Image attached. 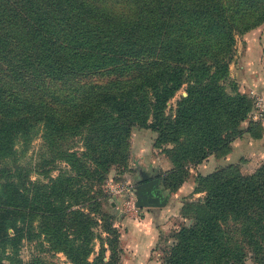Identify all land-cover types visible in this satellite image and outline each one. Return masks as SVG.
I'll use <instances>...</instances> for the list:
<instances>
[{
	"label": "trees",
	"instance_id": "trees-1",
	"mask_svg": "<svg viewBox=\"0 0 264 264\" xmlns=\"http://www.w3.org/2000/svg\"><path fill=\"white\" fill-rule=\"evenodd\" d=\"M252 1L237 0L230 13L220 9L230 0H0V160L10 158L17 139L28 141L42 126L55 140L85 131L90 159L104 172L124 156L130 131L147 125L148 116L161 132L203 121L216 79L227 73L234 33L264 21L262 12L252 15L245 7ZM204 33L194 48L186 43ZM184 82L187 97L174 125L166 124L161 112ZM257 122L250 119L247 131ZM199 128L195 162L225 155L243 134L234 127L210 135L208 123ZM19 181L0 164V264H47L36 255L29 262L17 257L23 240L40 237V251L63 253L72 264H119V231L110 222L98 224L95 208L86 207L89 198L74 194L83 181L70 179L72 192L55 185L29 194ZM198 182L206 192L200 211L177 233L166 264L240 262L242 247L223 225L230 217L253 222L247 228L264 225V162L251 175L226 165ZM95 226L106 235L95 234Z\"/></svg>",
	"mask_w": 264,
	"mask_h": 264
},
{
	"label": "rangeland",
	"instance_id": "rangeland-1",
	"mask_svg": "<svg viewBox=\"0 0 264 264\" xmlns=\"http://www.w3.org/2000/svg\"><path fill=\"white\" fill-rule=\"evenodd\" d=\"M230 1L232 5L222 6L220 8L222 12H225L227 7L230 13L234 9L236 13L237 0ZM245 7L249 8V13L252 15L262 12L264 16V0L248 2ZM237 14L240 15V12L238 11ZM262 24L264 21L256 25L255 28ZM179 35L180 33L174 32L171 36ZM242 35L234 33V45L231 47V53L228 54L229 59H225L228 62L227 73L222 78L216 79L217 84L215 83L212 87V99L206 102L203 111V121H191L189 125L182 128L171 127L161 132L157 129V120L153 126V116H148L147 125L135 126L130 131L124 156H117L113 159L104 172L98 169L90 159L92 153L88 147H85V131L77 135H70V132L67 131L61 133L64 137L55 140L53 136L56 133L42 126L31 134L28 141L22 138L17 139L9 153L11 154L10 158L0 160V164L6 165L7 168H11L18 174L21 186L27 189L22 191L28 194L33 190L36 192L40 187L41 190H54L55 185L56 191L61 187L65 190L70 188L69 192H72L70 179L83 181L82 187L74 194L75 196L81 195L80 198H89L90 201L86 207L95 208L93 211L98 224L110 222L119 231L120 247L123 249L119 264H128L125 260L127 257L125 243L128 235L123 232V222L127 219L137 220L141 217V210L164 207L169 199L173 198V208L177 209L174 213L170 212L163 217L165 224L162 226L155 222L156 227L159 228L157 231L159 241L155 253H153L152 262L147 263L166 264L165 258L170 254V248L176 241L177 233L181 228L188 227L194 222L196 214L200 211L201 201L206 194L202 183L198 182L199 177L204 176L198 170L206 158L197 162L192 159V152L198 151L199 126H206L208 123L211 128L210 135L213 131V135H225L223 130L229 132L235 127L236 130L244 132L251 125L249 89L233 75L235 58H237L239 50L238 41ZM200 36L206 38L207 34L193 36L190 42L186 41V43L194 48L197 46ZM202 46L209 45L203 43ZM158 48L161 51L157 44V63L161 60L158 57ZM205 59L206 62H210L208 56H205ZM170 63L173 64L171 60ZM187 85L188 83L184 82L165 103L164 110L160 115V120L164 123L174 125L179 105L183 98L187 97ZM230 98H233L234 101H227ZM232 115L235 116L234 119ZM204 144L208 145L207 142ZM175 159L177 160L175 161ZM263 162L264 160L258 164L255 170ZM77 163L85 166L82 168ZM84 168H87L88 171L82 174ZM237 168L241 172L240 168ZM255 170L241 172V174L251 175ZM96 172L98 173L96 174ZM153 179H158L162 193L169 195L166 204L161 207H136L135 191L137 187L145 183L144 181ZM95 198H97V205L93 204ZM252 218L256 219L255 216ZM36 224L37 222H33L34 226ZM247 225L254 228L253 222H246L241 217H230L225 220L223 228L230 236V240L239 244L243 251L240 262H231V264H264V225L258 229L247 228ZM93 231L101 236L106 235L99 226H95ZM252 234H254L253 239L257 244V247L254 248L249 245ZM40 239L41 237L30 242L23 240L17 257L22 262H29L31 257L36 255L47 264H72L63 253L40 251V247L37 246ZM94 242L95 250H98L99 241L95 240ZM4 262L6 263V261Z\"/></svg>",
	"mask_w": 264,
	"mask_h": 264
},
{
	"label": "crops",
	"instance_id": "crops-1",
	"mask_svg": "<svg viewBox=\"0 0 264 264\" xmlns=\"http://www.w3.org/2000/svg\"><path fill=\"white\" fill-rule=\"evenodd\" d=\"M238 42L239 50L235 58L233 75L248 89H255L264 94V24L243 34ZM262 160H264V121L257 122L249 131L246 129L231 143L225 155L208 156L198 171L206 175L219 167L237 165L241 172H251ZM176 209L173 208V198H171L164 207L141 210L139 219H127L123 222V232L128 235L125 243L127 249L125 260L128 264L152 262L159 241L157 232L159 228L156 227L155 222L162 226L165 224L163 217L170 212L174 213Z\"/></svg>",
	"mask_w": 264,
	"mask_h": 264
},
{
	"label": "water",
	"instance_id": "water-1",
	"mask_svg": "<svg viewBox=\"0 0 264 264\" xmlns=\"http://www.w3.org/2000/svg\"><path fill=\"white\" fill-rule=\"evenodd\" d=\"M136 207H161L166 204L168 194L162 193L159 187V180L153 179L138 186L136 191Z\"/></svg>",
	"mask_w": 264,
	"mask_h": 264
},
{
	"label": "built area",
	"instance_id": "built-area-1",
	"mask_svg": "<svg viewBox=\"0 0 264 264\" xmlns=\"http://www.w3.org/2000/svg\"><path fill=\"white\" fill-rule=\"evenodd\" d=\"M248 94L252 100L250 119L258 122L264 121V94L255 89H249Z\"/></svg>",
	"mask_w": 264,
	"mask_h": 264
},
{
	"label": "flooded vegetation",
	"instance_id": "flooded-vegetation-1",
	"mask_svg": "<svg viewBox=\"0 0 264 264\" xmlns=\"http://www.w3.org/2000/svg\"><path fill=\"white\" fill-rule=\"evenodd\" d=\"M144 182H146V181H144Z\"/></svg>",
	"mask_w": 264,
	"mask_h": 264
}]
</instances>
